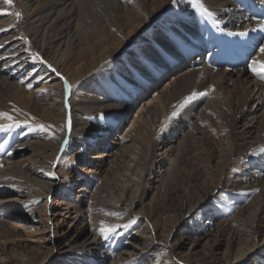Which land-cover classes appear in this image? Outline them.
Here are the masks:
<instances>
[{"label": "bare ground", "instance_id": "1", "mask_svg": "<svg viewBox=\"0 0 264 264\" xmlns=\"http://www.w3.org/2000/svg\"><path fill=\"white\" fill-rule=\"evenodd\" d=\"M201 2L213 13L211 18L201 15L192 0L175 4L172 0H20L8 5L5 13L0 10V17L10 14L13 20L0 24V112L9 113L15 122L11 129L0 131L3 242L11 235H26L11 223L14 210L22 214L21 221L36 210L42 217L51 212L46 205L54 184L65 183L67 188L71 184L64 159L73 160L100 142L106 145L112 137L103 134H110L113 127L119 132L118 125L137 113L129 132L122 129L115 145L103 147L105 158L84 175L70 201L68 228L44 243L36 264L66 250L78 251L79 261L71 264L120 263L126 251H119L115 243L102 245L105 241L98 230L113 222L112 213L128 198L129 212L134 202L143 201L149 190L148 172L160 171L173 143L198 117H203L198 131L214 135L202 143L201 158L207 165L215 162L226 177V187L231 185L230 177H236L238 182L231 186L239 195L232 207L246 213L236 225L230 221L224 249L203 264H230L257 249L259 238L264 239V80L250 65L253 60L264 61L260 52L264 31L259 28L264 24V0ZM187 57L192 60L184 67ZM149 82H153L151 92L145 90ZM193 93L194 98L185 103ZM146 97L153 100L145 102ZM221 99L230 107L225 115L220 111ZM174 111L178 115L169 119ZM215 120H223L225 128L213 129ZM8 123L12 121L0 120ZM199 147L195 140L189 142L180 161L188 165L194 159L191 152ZM195 168L205 180L207 167L200 163ZM240 168L252 169L250 176ZM111 169L112 177L107 178ZM10 191V197L3 196ZM15 199L20 202H9ZM246 199H251L248 205L241 206ZM202 239L206 244L211 241L202 237L189 251ZM1 245L0 264H13L15 258L19 264H31L27 254H9L5 243ZM101 246L105 249L92 257L81 252Z\"/></svg>", "mask_w": 264, "mask_h": 264}, {"label": "rangeland", "instance_id": "2", "mask_svg": "<svg viewBox=\"0 0 264 264\" xmlns=\"http://www.w3.org/2000/svg\"><path fill=\"white\" fill-rule=\"evenodd\" d=\"M7 6V4L3 3V0H0V10L2 9V12L5 13L3 10ZM11 18L10 14H4L0 17V19H3L0 24L2 26L11 24L13 21ZM262 41L263 39L259 41V44ZM191 60V57H187L183 63L184 67H187ZM168 77L167 75V79ZM168 81H165L163 85L161 84L158 91L162 90ZM161 82L163 83L164 80ZM152 83L149 82L145 90L148 89L150 91L151 88L153 90ZM228 98H230V95H228ZM135 100L136 98L133 100V104H135ZM152 100L151 97H146L145 102H151ZM220 104L221 113L223 115L229 113L228 109L230 107L226 105L223 99L220 100ZM129 113H132V110ZM136 116L137 113L125 123L118 125L121 129L119 132L116 131L117 127H113V131L110 130V134H103V136L112 137L109 143L106 141V145L104 144L105 141H103L100 142L99 146L96 144L97 146L95 145L94 148H90L85 153H78L79 155L73 160L64 159L63 163L67 164L69 172L67 178L71 184L68 188L65 183L57 182L54 184L55 191L51 192L46 205V209H50L51 212H48L47 216L42 217V214L36 210L32 212L33 215L29 216L27 220L21 221L20 216L22 214L14 210V214L10 215L11 223L19 226L26 235L23 234L19 237L11 235L4 242L3 238L0 237V247L2 246L1 244L5 243L9 254L14 251L27 254L31 258V264H36V262L40 261L42 259V250L44 251L46 248L44 243H48L50 238H59L62 231L68 228L71 220L68 214L70 201L77 194L75 190L82 184L84 175L90 173L89 170L96 169L97 163L105 158L101 153L104 150L103 147L107 148L109 145H115V142L122 137V129L125 130V133L129 132L130 128L128 127L131 124V120H136ZM197 119V123L188 126L184 130L187 134L181 133L179 139L173 143L175 147L166 156L160 171L148 172L146 179H148L149 190L145 193L143 201L134 202L132 210L129 212V208L126 206L130 205L131 199L128 198L112 213L115 214L111 216L113 222L108 224L114 228V231L111 232L109 239L103 237L105 242L102 245H114L115 243V248L119 249V251H126V253H122V260L117 264H203L204 260L209 258L208 256L215 258L224 249L225 236L230 228L228 227L230 221H232L233 225H236L237 223L235 224V222H240L244 219L246 213L241 212L243 210H240V207H232L235 201L234 197L239 195L238 189L231 186L233 182H238L235 181L236 177H230L231 185L226 187V177L219 171L220 169L215 165V162H210V165H207L206 160L201 158L203 154L202 143H208L213 140L214 135L213 131L208 133L199 132L197 127L203 121V117H198ZM223 123V120H215L211 124L213 129L220 130L224 127ZM201 126L205 125L201 124ZM192 140H195L200 147L195 152H191V157H194V159H189L188 165H184L180 161L181 152ZM183 141L185 146H180ZM137 145L140 146V144ZM178 145L180 148H178ZM101 146L102 148L96 149V147ZM71 154L72 151H69L68 156H71ZM58 160H61L60 157ZM118 162L120 160H116L115 163ZM200 163L207 167L206 172H204L205 180L195 171V166ZM236 169L238 168L234 166V170ZM112 170L114 171V169L108 171L107 178L112 177ZM251 170L250 168L246 170L240 168V171L245 173L247 177L250 176L249 172ZM245 175L239 177L244 178ZM63 177L66 178V175H63ZM133 177L137 178L136 176ZM88 187L89 189L92 188ZM12 192H5L3 196L8 198ZM87 194L90 195L89 192ZM223 195L231 198L226 199ZM84 198L88 202V197ZM250 200L245 201L246 204L244 202L241 206L248 205ZM9 202L17 204L20 201L15 199ZM43 202L44 200L40 204H43ZM1 213H4V211ZM4 216L8 217V215ZM47 217L49 220H47ZM42 220L47 221L42 222ZM116 235L117 237L114 240L111 239ZM202 237H209L211 241L206 244V241L202 239L200 240V245L189 251V247L193 246ZM35 244L40 245L39 248H31ZM257 244V249L254 248L251 256L230 264H264V239L260 237ZM104 249L101 246L92 251L82 250L81 252L83 255L92 257ZM199 249H204L205 253L199 255L196 252ZM39 250L41 252H38ZM130 252L131 254L128 256L127 254ZM77 254L78 251L76 253L69 250L61 251L51 255L50 260L45 264H71L72 261H79L80 258ZM110 262L108 261L106 264H111ZM13 264H19L16 258L13 260Z\"/></svg>", "mask_w": 264, "mask_h": 264}, {"label": "snow or ice", "instance_id": "3", "mask_svg": "<svg viewBox=\"0 0 264 264\" xmlns=\"http://www.w3.org/2000/svg\"><path fill=\"white\" fill-rule=\"evenodd\" d=\"M176 2H177V0H172L173 4H175ZM3 3L7 4V5H12L13 0H3ZM192 4H193V6L198 8L201 15H205L209 18H211L213 16V13L210 12L207 7H205V5L201 2V0H192ZM15 15L17 17H19L20 13L17 12V13H15ZM213 22L215 23V21H213ZM259 28H260V30L264 31V24H260ZM253 30H255V29H253ZM239 35H242V36L247 35V32H241V33H239ZM260 52L262 54H264V47L260 48ZM34 58H39V57L36 56ZM250 68L255 75H257L260 79L264 80V61L253 60L252 64L250 65ZM194 96H195V93H193L192 96H190V97H186L184 102L185 103L189 102L192 98H194ZM177 115H178V113L174 111L171 114V117H169V119H171L172 117H175ZM0 120L12 121V123L0 124V131H7L15 125L14 118L7 112H0ZM41 127H43V126H41ZM69 131H71V121L70 120H69ZM64 143L67 144V140H65ZM261 152H264V148L261 149ZM52 174L54 175V173H52ZM112 215H115V214H112ZM98 231L102 237L107 239L109 233L114 231V228L111 226H102Z\"/></svg>", "mask_w": 264, "mask_h": 264}]
</instances>
